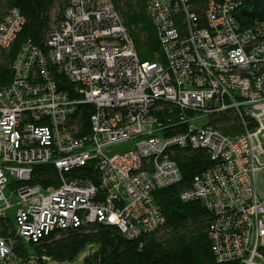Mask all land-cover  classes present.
Masks as SVG:
<instances>
[{"label": "built area", "instance_id": "obj_1", "mask_svg": "<svg viewBox=\"0 0 264 264\" xmlns=\"http://www.w3.org/2000/svg\"><path fill=\"white\" fill-rule=\"evenodd\" d=\"M147 1L164 62L141 61L113 0H70L46 49L22 45L12 82L0 85V228L13 220L10 230L28 257L0 234V264H40L32 245L55 229L98 221L130 238L160 229L165 216L154 192L182 178L172 154L188 148L204 149L213 161L183 197L201 199L214 212L218 260L264 264V197L257 184L264 173V21L247 25L238 18L245 0H210L207 27L189 23L180 33L174 15L188 0ZM189 18L197 23L195 13ZM24 22L16 8L0 19V57ZM55 68L96 106L88 137L75 134L78 99L58 89ZM163 101L182 108L179 120L157 117ZM224 113L244 130L225 134L212 118ZM181 124L183 130L171 132ZM130 140L132 149L107 155ZM50 163L62 174L60 185L32 182L34 167ZM89 163L99 171L98 185L63 176Z\"/></svg>", "mask_w": 264, "mask_h": 264}, {"label": "trees", "instance_id": "obj_2", "mask_svg": "<svg viewBox=\"0 0 264 264\" xmlns=\"http://www.w3.org/2000/svg\"><path fill=\"white\" fill-rule=\"evenodd\" d=\"M59 0H0V19L16 8L25 18L21 30L11 46L0 57V85H9L14 72L12 64L22 45L33 43L41 49L47 48L53 18L52 10ZM122 16L130 38L138 51L141 61H163L165 53L159 30L153 22L147 0H113ZM210 0H188L182 4L180 13L174 15V22L180 33L188 32L189 23L195 27H207L206 11ZM70 0H60V13L57 20L64 17ZM240 8L238 18L249 25L252 19L246 17ZM189 11L195 13L197 23L189 18ZM190 21V22H189ZM192 21V22H191ZM53 76L60 91L77 98V106L71 115V123L76 125L78 137H88L92 133V116L96 106L84 102L77 91V83L64 72L53 69ZM161 109L155 110L157 117L167 123L180 119L182 108L169 101L160 102ZM214 123L225 133L234 135L244 130V125L228 113L213 115ZM212 119V120H213ZM185 125H178L173 131H181ZM181 168L182 178L169 186L155 190L154 197L165 216L163 226L136 238L125 235L117 225L95 222L80 227L55 229L32 245L34 254L39 256L40 264L44 255L50 256L54 264H68L74 261L87 247L89 253L82 264H242L238 260L219 261L211 236L215 214L201 199H185L183 194L192 189L196 176L201 175L213 161L204 149H183L173 152ZM66 179L81 177L96 185L100 182L99 171L93 164L76 167L63 172ZM32 182L41 186L57 187L62 182V174L52 163L34 167ZM13 220L1 224L0 234L11 239L14 248L27 258L28 251L20 244L15 232L10 230ZM18 248V249H17Z\"/></svg>", "mask_w": 264, "mask_h": 264}, {"label": "rangeland", "instance_id": "obj_3", "mask_svg": "<svg viewBox=\"0 0 264 264\" xmlns=\"http://www.w3.org/2000/svg\"><path fill=\"white\" fill-rule=\"evenodd\" d=\"M60 13V0L57 1L55 3V6L52 10V18H53V25L57 22V18L59 16ZM135 141L134 140H130L124 143H120V144H116L112 147H110L109 149L106 150V153L108 156H113L115 154L118 153H122L124 151H127L129 149H132L134 147ZM261 182L262 185H264V173L263 172H259L257 175V184H259ZM16 197H13V199L15 200ZM12 215L14 216L16 214L15 210H12ZM90 248L87 247L85 250L81 251V253L77 256V258L68 263V264H82L83 263V259L84 257L89 253ZM31 253H34V250L31 249Z\"/></svg>", "mask_w": 264, "mask_h": 264}, {"label": "water", "instance_id": "obj_4", "mask_svg": "<svg viewBox=\"0 0 264 264\" xmlns=\"http://www.w3.org/2000/svg\"><path fill=\"white\" fill-rule=\"evenodd\" d=\"M242 13L256 21H264V0H245Z\"/></svg>", "mask_w": 264, "mask_h": 264}, {"label": "crops", "instance_id": "obj_5", "mask_svg": "<svg viewBox=\"0 0 264 264\" xmlns=\"http://www.w3.org/2000/svg\"><path fill=\"white\" fill-rule=\"evenodd\" d=\"M258 190L259 194L264 197V185H262L261 182L258 184Z\"/></svg>", "mask_w": 264, "mask_h": 264}, {"label": "bare ground", "instance_id": "obj_6", "mask_svg": "<svg viewBox=\"0 0 264 264\" xmlns=\"http://www.w3.org/2000/svg\"><path fill=\"white\" fill-rule=\"evenodd\" d=\"M18 249V248H17Z\"/></svg>", "mask_w": 264, "mask_h": 264}]
</instances>
